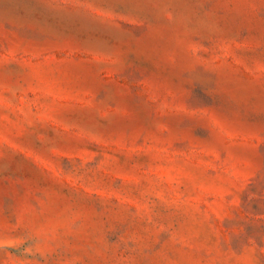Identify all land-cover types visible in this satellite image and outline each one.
Instances as JSON below:
<instances>
[{"label": "rangeland", "instance_id": "rangeland-1", "mask_svg": "<svg viewBox=\"0 0 264 264\" xmlns=\"http://www.w3.org/2000/svg\"><path fill=\"white\" fill-rule=\"evenodd\" d=\"M0 264H264V0H0Z\"/></svg>", "mask_w": 264, "mask_h": 264}]
</instances>
